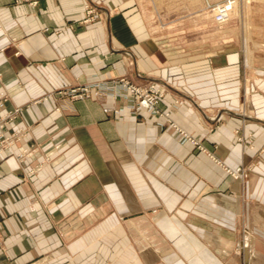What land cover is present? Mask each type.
<instances>
[{"label": "crops", "instance_id": "0c3cea01", "mask_svg": "<svg viewBox=\"0 0 264 264\" xmlns=\"http://www.w3.org/2000/svg\"><path fill=\"white\" fill-rule=\"evenodd\" d=\"M85 3L97 21L80 22ZM246 28L186 56L151 38L133 0H0V114L18 107L4 135L20 131L0 155V264H232L238 239L239 264H264V44ZM120 75L162 87L160 108L178 100V125L248 176L131 97L106 114L111 98L54 94Z\"/></svg>", "mask_w": 264, "mask_h": 264}, {"label": "rangeland", "instance_id": "374dc122", "mask_svg": "<svg viewBox=\"0 0 264 264\" xmlns=\"http://www.w3.org/2000/svg\"><path fill=\"white\" fill-rule=\"evenodd\" d=\"M222 1L224 0H133L134 7L136 8V11L141 15V18L144 22V26L148 28L151 38H157V40H159L162 44H166V47L168 48H174L173 46H175V50L181 49L182 53H185L186 56L188 54L187 52L189 51L187 50V48L190 49V47L194 48V46H200L201 44H209L212 39L214 44H221V27L224 24H240L243 25L244 28H246V26L248 28V26L252 23V25L257 26L256 29H258L257 31L251 32V35L253 34V39H257L259 41L261 40L260 44H264V0H247L248 2L246 0H227L229 1L228 4L230 6L229 11H226V13L228 12L226 15L227 17L225 21L217 22L214 20L213 12L210 9L212 6H217V4L221 3ZM231 2H233V5H230ZM82 8L85 11V17L82 18L80 22L87 24L93 23L99 19L95 8L89 3H85ZM249 10H251V15L247 14ZM241 11H243L244 13L243 16L241 15ZM206 26L208 29L207 32L204 30ZM258 27H261V29H259ZM207 36H209L210 39ZM211 37L213 38L211 39ZM206 39L208 41H206ZM235 40V38L230 39L232 44L235 43ZM122 79L128 81L131 84L138 85L141 87H147L153 84L154 88H161L162 97H160L157 107L160 111L167 112L168 117H156L160 118V121L163 122L166 127H169L170 129L175 131L181 142H187L191 146L193 151H197L206 155L215 164L219 165L225 172V174H227L231 179L236 181H242L248 176L249 171L251 170L249 165H239L236 167L227 166L223 163L221 159L216 156V146H214L213 149L208 148L205 145L203 139L194 136L186 129L178 125V123L172 117V112H174V110H176V107L179 105L178 100H175V102L169 108H160L159 104L165 92L162 87L157 86L154 83H134L130 81L126 76L120 75L108 79H95L91 82L78 84L66 88H59L54 92V94H57L58 96H65L71 99L68 95V91L75 86H81L85 84L110 85L114 84V82H120V80ZM120 95H124V92L121 91ZM104 98L111 97L103 94L100 98L95 100H100ZM124 98H126V96H121L117 100L119 102V100H123ZM7 99L8 97L5 95V93L3 91H0V107L5 104ZM113 102L115 105L118 104V102H115L114 100ZM243 107L244 106L242 105L240 110L241 114L244 110ZM104 108L109 107L105 106L103 107V109ZM17 110H19L18 107H16L13 112L7 109L2 114H0V155L3 153V150L5 151L6 148H8L12 143L15 142V139L20 138V131H18L17 135H15L14 133L13 135L10 134L9 136L4 135L5 130L10 131V129H8V122L14 118V115L16 114L15 111ZM168 120L174 122L175 124H177L178 128L190 134L192 138L195 139L194 142H189L188 140L182 139V137L180 138L179 133L173 127L170 126V122H168ZM235 132L236 134H238L236 135V140L238 142L243 143V141H247L248 146L252 147V136L250 134H247L245 139L243 138V135H240L241 133H239L238 130H235ZM212 157L214 158V160L212 159ZM235 169L239 170V173L243 175L242 178L236 179L232 177L229 173H227L229 170L233 171ZM152 211L154 212L155 210ZM242 245V239H238L234 242L233 254L237 261L233 262L232 264H239L238 259L244 260Z\"/></svg>", "mask_w": 264, "mask_h": 264}, {"label": "built area", "instance_id": "2783aa9c", "mask_svg": "<svg viewBox=\"0 0 264 264\" xmlns=\"http://www.w3.org/2000/svg\"><path fill=\"white\" fill-rule=\"evenodd\" d=\"M227 2V3H225ZM229 1L224 0L221 3L217 4V6H210L211 11L213 12V17L214 20L219 22L222 21L227 13L226 11L230 9L229 6ZM217 9L216 11H214ZM154 85H149L147 87H141L138 85H134L129 83L126 80H120V82H114V84L110 85H79L73 87L71 90L68 91V95L70 96L71 99L75 100H84V99H98L100 98L103 94L111 97L115 102H117L118 98L121 96H126V97H131L134 99V107L136 108H141L149 112L153 116H164L168 117V113L165 111H160L157 107L158 101L160 100V97H162V90L157 89L153 87ZM123 91L124 95H120V92ZM103 111L105 113H112L115 114L118 112V107L117 105L109 107V108H104ZM170 122V126L173 127L178 133L180 138L188 140L189 142H194L195 139L192 138L190 134L187 132L181 130L180 128L177 127V124L174 122L168 120ZM214 157V156H213ZM212 159L214 160V158ZM219 163V162H218ZM232 177L234 178H242L243 175L239 173V170L235 169L233 171H228Z\"/></svg>", "mask_w": 264, "mask_h": 264}, {"label": "bare ground", "instance_id": "6f19581e", "mask_svg": "<svg viewBox=\"0 0 264 264\" xmlns=\"http://www.w3.org/2000/svg\"><path fill=\"white\" fill-rule=\"evenodd\" d=\"M247 1V0H246ZM248 2V1H247ZM230 5H233V2H231V4ZM217 10V9H216ZM215 10V11H216ZM227 17V16H226ZM226 17L222 20V21H219V22H223V21H225V19H226ZM250 31V30H249ZM250 40V39H249ZM159 89H161V88H159ZM243 246V245H242Z\"/></svg>", "mask_w": 264, "mask_h": 264}]
</instances>
